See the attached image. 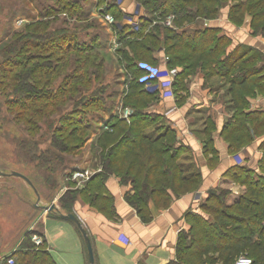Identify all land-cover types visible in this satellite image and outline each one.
<instances>
[{
  "label": "trees",
  "instance_id": "1",
  "mask_svg": "<svg viewBox=\"0 0 264 264\" xmlns=\"http://www.w3.org/2000/svg\"><path fill=\"white\" fill-rule=\"evenodd\" d=\"M226 1L135 0L149 12H147L148 16H141L137 27H134L129 23L121 24L120 21L127 13H123V10L118 8L116 0L111 3L106 0H97L96 5H100V12L112 14L116 21L111 25L118 42L115 55L117 63L124 69L126 84L121 103L123 107H130L132 112L128 119H125L110 111L106 127L99 128L98 124L92 128L90 122L81 123L79 116L71 121V116L75 115L77 109H67L63 113V120L71 121L72 127L65 137V142L61 143L55 137L52 138V148L60 154L76 152L83 148L88 138L87 136L84 140H80L78 136L85 131L94 132L96 139L91 143V151L98 152L100 163V170L88 179L90 184L99 178L96 186L89 185L82 190L68 189L59 199L63 211L71 212L78 193H84L86 203L96 205L101 210H109L110 200L105 194L103 183L111 174L119 177L122 183L131 185L132 193L126 196L127 201L144 221L150 220L151 217L148 209L149 201H153L157 207L165 208L170 204L173 196H178L185 190L199 185L200 176L194 165L179 161L184 149L178 144L176 131L169 126L168 122L155 124L157 120H166V118L161 114L147 111L151 104L159 100V93L154 87H147L155 84V80L150 81L148 85L139 82L138 77L142 70L137 66V62L146 60L156 63L153 52L157 49H163L167 67H182V71L173 80L174 95L179 88L185 89L184 78L198 67L205 71L219 70L225 82L229 83L234 111L231 119L223 126L222 134L229 142L231 149L238 150L253 140V134L264 132V110L246 111L250 105L248 98L264 95V66L256 65L257 59H261L263 54L244 46L239 51L241 45L222 58L231 39L227 35L217 37L220 29L207 27L191 35L186 32L179 34L177 31L184 24L193 22L197 18L216 17ZM68 2L71 4V9L69 7L67 12L72 11L76 20H85L87 12L81 9L80 5L88 4L89 0H69ZM230 2L229 20L235 25H241L245 16L248 15L251 33L264 37V0H230ZM67 5L63 6V12ZM167 16H173L171 20L173 28L161 25L160 20H164ZM157 17L159 21L151 25ZM149 26L152 29L151 27L148 29ZM74 31L75 29L73 33ZM67 33V29L50 30L46 31V34L40 32L37 36L44 38L45 42L57 40L65 42V45L58 44L53 51L55 54H60V58L57 59V62H60L58 65L53 64L47 57H43L42 53L27 54L26 49H21L20 51L26 54L24 58L26 60L15 62L11 68L5 70V76L9 77L8 73L11 74L15 67H23L25 69L20 74H24L27 78L35 74L45 78L46 83L51 82L52 77L65 64V61H61L62 58L72 49ZM37 45L30 44L31 47ZM97 47L99 48V45ZM92 49V45L81 49L73 48L77 52L84 51L87 55L83 57L82 62L75 64L73 61L74 69L72 73L64 76L60 91L55 95H47L42 100V108L31 110V106L39 101L38 98L33 97L30 100L31 104L26 105L27 110L42 118V123L45 122L43 108L51 107L59 112L60 105L66 103L67 93L76 91L84 82L91 83L92 79L88 77L86 80L82 70L90 63L89 52ZM212 64H215V67ZM102 66L103 60L99 58L93 67L95 70H100ZM94 77L96 80L98 74ZM13 80H16V77ZM29 82L28 85L32 91L33 83ZM17 90L18 87L14 89V92ZM85 95L84 93L83 96ZM88 95L90 99L86 103L87 107L101 110L100 104L104 98L98 93V89L94 88ZM58 99L61 100L60 105L55 103ZM96 114L101 120L102 113L97 110ZM56 131L60 134L66 132L63 128H58ZM69 140L73 142L71 145L66 143ZM209 144L210 136L208 135L205 147L211 150ZM261 149L264 150V140ZM56 159L59 165L62 164L63 158L57 156ZM34 160L39 161L37 166L43 164L40 163L41 157H34ZM260 165L258 170L245 164H237L233 167L229 174L231 181H238L240 174L250 176V179L239 182L244 186V192L232 203H227L228 189H219L218 194H210L202 207L204 215H189L188 221L191 225L189 230L182 233L179 238L176 260L167 264H233L240 255L247 257L250 255L252 264H264V157ZM67 176L69 178L70 171ZM72 191L77 194L72 195L75 194ZM87 196L90 198L88 199ZM243 252H246V255ZM9 258L13 260L12 264H55L44 243L36 247L30 235L25 236L16 251L0 259V264H8Z\"/></svg>",
  "mask_w": 264,
  "mask_h": 264
},
{
  "label": "crops",
  "instance_id": "2",
  "mask_svg": "<svg viewBox=\"0 0 264 264\" xmlns=\"http://www.w3.org/2000/svg\"><path fill=\"white\" fill-rule=\"evenodd\" d=\"M116 3L123 13H132L136 4L135 0H117ZM141 11L143 14V10ZM227 13L228 10L222 8L216 17L197 18L177 31L179 34L186 32L191 35L207 27L220 29L217 37L227 35L231 39L222 58L243 43L264 55V37L253 35L248 23L238 28L228 25ZM153 57L157 60L154 66L157 84L167 78L171 69L175 71L173 80L182 71L179 66L167 67L162 48L154 51ZM212 66L215 67V64ZM261 66H264V62ZM219 73L217 69L205 71L198 67L184 78V90L179 88L174 97L159 96V100L147 108L149 112L163 115L169 126L176 131L178 144L184 149L179 161L194 165L200 176L197 187L173 196L165 208L157 207L153 201H149L151 217L148 221L141 219L136 209L127 201L126 196L132 193L131 185L122 183L114 174L109 175L103 183L105 194L110 200L109 210H101L86 202H75L73 205L71 212L78 217L90 238L94 264H167L175 261L179 238L191 225L189 215H204L202 207L205 200L224 185L236 194V183L229 179V174L238 164L237 157L241 158V164L258 168L261 155L259 145L264 135L254 136L251 142L235 150L229 147V142L222 134L223 126L232 117L234 106L229 83ZM248 100L250 105L246 111H257L258 107H264V96ZM208 135L211 150L205 147ZM86 144L83 148H86L87 156L91 153V141ZM76 168L82 167L76 164ZM60 175L59 182L66 178ZM27 177L38 189V194L43 196L37 181L31 176ZM25 183L15 181L14 186L17 190H28L29 195L33 196L29 198V201L33 200L32 211L30 214L26 212L27 218H30L27 229L15 242L7 243L0 238V259L16 251L26 235L31 237L32 234H37L55 264H89L78 227L73 222L60 218L59 213L63 212L60 205L55 206L57 210L36 207L35 191ZM39 205L45 206L41 203Z\"/></svg>",
  "mask_w": 264,
  "mask_h": 264
},
{
  "label": "rangeland",
  "instance_id": "3",
  "mask_svg": "<svg viewBox=\"0 0 264 264\" xmlns=\"http://www.w3.org/2000/svg\"><path fill=\"white\" fill-rule=\"evenodd\" d=\"M68 1L69 0H0V170L7 173L10 171H18L26 176L33 177L37 181L36 184L43 192V196L39 194V198L35 196V193L34 202L41 203L45 206L55 203V206L60 205L61 207L59 199L68 189H86L89 185L96 186L99 181L98 178L96 181L89 184L88 179L76 181L67 176L69 171L76 168V164H80L82 168L87 169L89 171V177L97 173L100 170L98 152L91 151V153L86 156V148H82L73 153L60 154V152L52 148V138L55 137L61 143L65 142V137L72 127L71 121L77 116L82 120L80 121L81 123L90 122L92 128L95 127L94 125L98 124L99 128L101 126L106 127V122H108L109 119L108 112L110 111L119 116H122V110L124 108H129L130 112H132L130 107H123L121 103L124 96L123 93L126 89L125 72L123 67L119 66L117 63V56L115 55V49L118 47L117 37L111 26L103 21L101 16L103 13L99 10L100 5H96L97 0H89L88 4L83 3V6L80 5V7L87 12L84 18L85 20H76L72 11L67 12L69 7L71 9V4H68ZM106 1L111 3L113 0ZM64 5H67L65 12H63ZM230 6L231 2L227 0L222 5V8L229 12ZM142 10L143 14L148 16V9L142 6ZM78 12L79 10L77 9V13ZM80 12L84 11L80 10ZM172 18L173 16H167L164 20L162 19L163 22L160 20L161 25L173 28L174 25L171 22L169 24L166 22L168 19L171 21ZM227 19L229 20V18ZM249 19V16L246 15L241 25L245 23L249 24ZM158 21L159 18L157 17L153 20L151 25H154ZM227 24L236 28L241 27V25L233 24L230 20ZM86 25H89V27H85ZM150 27L151 26H149L148 29ZM62 29L68 30L66 35L69 39V45H72V49L62 58L63 60L61 61H65V64L61 70L52 77L51 82L46 83L45 78H41L35 74H33L32 77L29 75V78H27L24 74H20V72L25 69L23 67H15L11 74L8 73L9 77L5 76V70L11 68L15 62L26 60L24 59L26 54L23 51L21 52V49H26L27 54L42 53L43 57H47L53 64L58 65L60 62H57V59L60 58V54H55L53 51H55L58 44L65 45V42L63 40L45 42L44 38L37 36L40 32L46 34V31H60ZM73 29H75L74 33ZM150 29H152V27ZM31 43L42 46L38 47L37 45L31 47ZM82 45L93 46V49L89 52L91 57L90 63L82 70L85 73L86 80L88 77L92 79L91 83L87 84L84 82L80 84L81 86H78L76 91L67 93L66 103L64 104L60 105L61 100L58 99L55 103L60 105L59 112L51 107H47L46 109L43 108L42 113L45 116V122L42 123V118L33 114L32 111L27 110L25 108L26 105L31 104L30 100L33 97L38 98L39 101L31 106V110L42 108V100L45 99L47 95H55L60 91L64 76L68 73H72L74 69L73 61H75V64L82 62L83 57L87 55L84 51L77 52L73 50L75 47L81 49L84 47ZM98 45L99 48L97 47ZM243 46L250 47L248 44L243 43L239 51L243 49ZM49 49L50 51H48ZM99 58H102L103 66L100 70H95L93 66L98 62ZM142 61L153 67L156 65L150 61ZM263 62L264 55L261 59H257L256 65L261 66ZM92 72L93 74H91ZM97 74L98 78L95 80L94 75ZM142 74L143 72L139 75L138 80ZM14 77H16V80H13ZM29 81L33 83L31 87H33L32 91L34 92L31 91L28 85L30 84ZM16 87H18V90L14 92ZM94 88L98 89V93L104 98L102 104H100L101 110L95 107H87L86 105L87 101L90 99L88 98L90 97L88 94H90ZM80 90L84 92L80 93ZM84 93L86 94L85 96H83ZM50 99H52V97ZM67 109H77L75 115L71 116V121L68 122L63 120V113H65ZM97 110L102 113L101 120L97 117ZM258 110H264V107H258ZM29 120L30 122H28ZM97 120L99 121L97 122ZM156 123L166 124L167 121L159 119L155 124ZM58 128H63L66 132L60 134L56 131ZM263 135L264 132H261L260 134H253L252 136L254 138V136ZM87 136L88 138L85 144L88 141L92 143L96 139V134L89 131H85L79 135L78 138L84 140ZM263 140L259 145L261 155L258 166L260 165L261 159L264 157V150L261 149ZM66 143L71 145L73 142L69 140ZM87 145L88 144H86V146ZM57 156L63 158V162L60 165L57 162ZM34 157H41L42 160L40 163L43 164L37 166V162L39 161L34 160ZM236 161L238 164L242 162L241 158L238 157ZM256 170H258V168ZM58 175H63V177L66 178H63V181L59 182ZM249 177L248 174H240L238 181L235 182L236 194L232 193L227 185L222 186L221 189L229 190V199L227 203H232L234 199L236 200V198L244 192L245 188L239 184V182H241V180L250 179ZM15 181L25 183L19 177L0 176V238L7 243L12 241L15 242L24 234L27 229V222L30 219L27 218L26 212L28 211L30 214L32 211L31 201L33 200L29 201V198H33V196L29 195L28 190H21V188L17 190L14 186ZM218 193L217 191V194ZM76 194L77 193L72 195L75 196ZM83 194L78 193L75 196L73 205L75 202H86ZM87 198L89 199L90 196H87ZM62 213H66V211ZM31 241L33 240L31 239ZM243 253L246 255V252ZM248 256L251 257L250 255Z\"/></svg>",
  "mask_w": 264,
  "mask_h": 264
},
{
  "label": "built area",
  "instance_id": "4",
  "mask_svg": "<svg viewBox=\"0 0 264 264\" xmlns=\"http://www.w3.org/2000/svg\"><path fill=\"white\" fill-rule=\"evenodd\" d=\"M142 7L140 4L136 3L134 10L132 13H127V15L123 16L122 20L120 21L121 24H125V23H129L131 25H133L134 27H137L138 25V21L139 18L141 16H143L142 14ZM102 19L105 23H107L109 26H111L113 23H115V18L113 17L112 14L110 13H103L102 15ZM168 24L171 22L170 19H168L166 21ZM139 68L143 71L142 76L139 78V82L141 83H146V85H148V83L150 81L155 80L154 77L156 76V68L153 66H150L149 64H147L146 62L140 61L138 63ZM174 70L171 69L169 71V74L167 76V78H165L163 81H161L160 83H155L152 85H149L147 87L151 88L154 87V89H156L159 93L160 97H174V92H173V74H174ZM151 86V87H150ZM130 109L129 108H124L122 110V117L125 119H128V116L130 115ZM70 179H75L76 181H80V180H84V179H89V171L87 169L84 168H74L73 170L70 171ZM31 239L34 241V243L36 245H40L41 244V238L39 235L37 234H32L31 235ZM121 240L123 242H125V239ZM13 260L11 258H9L7 260L8 264H12ZM233 264H252V260L250 257L244 256V255H240L239 257L236 258V260L234 261Z\"/></svg>",
  "mask_w": 264,
  "mask_h": 264
},
{
  "label": "water",
  "instance_id": "5",
  "mask_svg": "<svg viewBox=\"0 0 264 264\" xmlns=\"http://www.w3.org/2000/svg\"><path fill=\"white\" fill-rule=\"evenodd\" d=\"M0 176H2V177L15 176V177L21 178L23 181H25L35 191L37 198H39V194H38L34 184L23 173H20L18 171H10V172L7 173L5 171L0 170ZM36 207L45 208L47 210H57V208L55 207L54 204H51L49 206H42V205H39L38 203H36ZM59 216L62 219H66V220H69V221L73 222L78 227V229L81 232V235L83 237L84 243H85V247H86V250H87L88 262H89V264H94V255H93V249H92L90 238L87 235V232L84 229V227L82 226V224H81L80 220L78 219V217L75 214L71 213V212H69V213H59Z\"/></svg>",
  "mask_w": 264,
  "mask_h": 264
}]
</instances>
